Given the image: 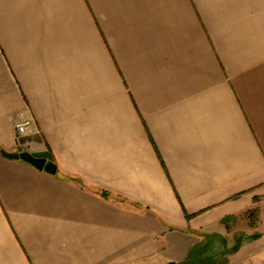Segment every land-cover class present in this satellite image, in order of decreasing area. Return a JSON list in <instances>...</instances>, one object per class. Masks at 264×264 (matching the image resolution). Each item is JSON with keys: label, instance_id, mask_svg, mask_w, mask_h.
Segmentation results:
<instances>
[{"label": "crops", "instance_id": "1", "mask_svg": "<svg viewBox=\"0 0 264 264\" xmlns=\"http://www.w3.org/2000/svg\"><path fill=\"white\" fill-rule=\"evenodd\" d=\"M17 147L0 264H264V0H0Z\"/></svg>", "mask_w": 264, "mask_h": 264}, {"label": "water", "instance_id": "2", "mask_svg": "<svg viewBox=\"0 0 264 264\" xmlns=\"http://www.w3.org/2000/svg\"><path fill=\"white\" fill-rule=\"evenodd\" d=\"M14 154H7L3 151L0 152V155L7 159L19 160L24 162L38 171H44L49 175L55 174V166L52 163L50 156L46 152L42 153H27L23 152L20 147H17Z\"/></svg>", "mask_w": 264, "mask_h": 264}, {"label": "built area", "instance_id": "3", "mask_svg": "<svg viewBox=\"0 0 264 264\" xmlns=\"http://www.w3.org/2000/svg\"><path fill=\"white\" fill-rule=\"evenodd\" d=\"M14 131H15V138L26 135L28 131V124L25 122L16 124L14 126Z\"/></svg>", "mask_w": 264, "mask_h": 264}, {"label": "trees", "instance_id": "4", "mask_svg": "<svg viewBox=\"0 0 264 264\" xmlns=\"http://www.w3.org/2000/svg\"><path fill=\"white\" fill-rule=\"evenodd\" d=\"M97 195L100 197V198H102V199H104V200H109V198H110V194L108 193V192H106V191H103V190H100V191H98L97 192ZM256 214V212L255 211H252V212H250L248 215L250 216V215H255Z\"/></svg>", "mask_w": 264, "mask_h": 264}]
</instances>
